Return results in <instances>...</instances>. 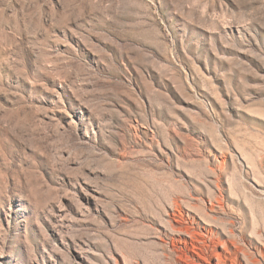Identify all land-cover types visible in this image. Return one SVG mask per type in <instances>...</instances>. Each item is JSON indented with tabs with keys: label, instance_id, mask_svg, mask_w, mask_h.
<instances>
[{
	"label": "rangeland",
	"instance_id": "obj_1",
	"mask_svg": "<svg viewBox=\"0 0 264 264\" xmlns=\"http://www.w3.org/2000/svg\"><path fill=\"white\" fill-rule=\"evenodd\" d=\"M0 264H264V0H0Z\"/></svg>",
	"mask_w": 264,
	"mask_h": 264
}]
</instances>
